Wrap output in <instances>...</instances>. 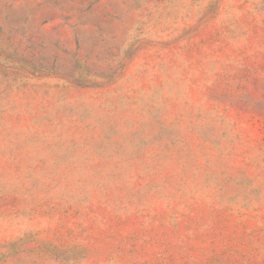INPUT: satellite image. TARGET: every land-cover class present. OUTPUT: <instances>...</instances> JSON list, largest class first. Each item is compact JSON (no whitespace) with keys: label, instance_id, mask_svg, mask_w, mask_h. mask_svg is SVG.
<instances>
[{"label":"rangeland","instance_id":"obj_1","mask_svg":"<svg viewBox=\"0 0 264 264\" xmlns=\"http://www.w3.org/2000/svg\"><path fill=\"white\" fill-rule=\"evenodd\" d=\"M0 264H264V0H0Z\"/></svg>","mask_w":264,"mask_h":264}]
</instances>
